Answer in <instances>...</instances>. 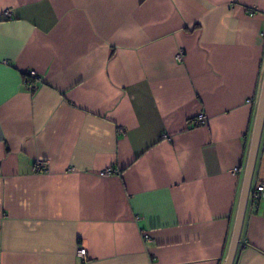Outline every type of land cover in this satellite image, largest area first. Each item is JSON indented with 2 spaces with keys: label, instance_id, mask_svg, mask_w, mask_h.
<instances>
[{
  "label": "crops",
  "instance_id": "obj_1",
  "mask_svg": "<svg viewBox=\"0 0 264 264\" xmlns=\"http://www.w3.org/2000/svg\"><path fill=\"white\" fill-rule=\"evenodd\" d=\"M262 32L264 0H0V264H224ZM233 264H264L250 192Z\"/></svg>",
  "mask_w": 264,
  "mask_h": 264
},
{
  "label": "water",
  "instance_id": "obj_2",
  "mask_svg": "<svg viewBox=\"0 0 264 264\" xmlns=\"http://www.w3.org/2000/svg\"><path fill=\"white\" fill-rule=\"evenodd\" d=\"M262 130H264V75H262L260 92L256 104L252 134L244 170V176L242 180V186L240 190L239 201L236 210L235 222L224 264H233L237 252V247L240 242L242 223L248 202L250 186Z\"/></svg>",
  "mask_w": 264,
  "mask_h": 264
},
{
  "label": "built area",
  "instance_id": "obj_3",
  "mask_svg": "<svg viewBox=\"0 0 264 264\" xmlns=\"http://www.w3.org/2000/svg\"><path fill=\"white\" fill-rule=\"evenodd\" d=\"M4 15L5 16L9 15V11L8 10L5 11ZM262 35H264V32H262ZM181 55H182L181 52H179L176 56H177V58H181L182 57ZM28 76H30V78H32L34 80L37 77V73L33 70H30L28 72ZM29 87L35 88L34 81H31L29 83ZM247 101L252 102L253 100L251 98H248ZM205 120H206V116L204 114H200L198 116V118H196L194 120V123L195 124L203 123V122H205ZM40 165H41V163L38 164V166H40ZM108 173H109V170H107V169L101 172V174H103V175L108 174ZM250 198L253 201H257V200H260L261 198H264V182L257 181L254 184L253 188L250 190ZM76 256H78L79 258L85 259L86 258V250L83 247H78L76 249Z\"/></svg>",
  "mask_w": 264,
  "mask_h": 264
}]
</instances>
